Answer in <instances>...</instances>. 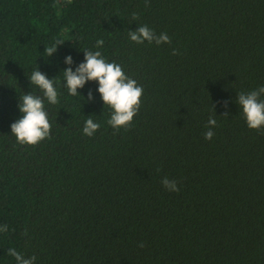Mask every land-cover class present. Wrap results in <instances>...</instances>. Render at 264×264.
<instances>
[{
	"label": "trees",
	"instance_id": "16d2710c",
	"mask_svg": "<svg viewBox=\"0 0 264 264\" xmlns=\"http://www.w3.org/2000/svg\"><path fill=\"white\" fill-rule=\"evenodd\" d=\"M142 25L171 44L131 41ZM85 50L143 87L127 130L96 81L64 87ZM36 69L59 103L44 99L50 138L29 146L10 125L24 94L44 98ZM262 86L264 0H0V264H17L10 248L34 264H264V129L236 103Z\"/></svg>",
	"mask_w": 264,
	"mask_h": 264
},
{
	"label": "clouds",
	"instance_id": "9594fccd",
	"mask_svg": "<svg viewBox=\"0 0 264 264\" xmlns=\"http://www.w3.org/2000/svg\"><path fill=\"white\" fill-rule=\"evenodd\" d=\"M147 3V0H146ZM128 36L131 41L142 44L145 41L148 43L155 42L160 45L162 43L171 44V38L166 33L157 35L147 25L139 26L134 31H128ZM64 42L57 40L54 44L44 49L47 56L50 57L57 51V46ZM103 39L96 41V47H102ZM84 62L80 63L75 71L71 67L63 71L64 87L67 88L69 95L76 96L78 89H82L86 82L96 81L98 88L96 91L100 94L104 105H108L111 109V116L107 123L115 130L124 128L127 130L131 127L134 117L138 114L142 103L144 89L137 82L128 77L123 70V67L116 62H108L100 51L85 50ZM173 54H178L173 49ZM66 65H72L73 59L68 55L64 59ZM31 84L38 86L43 91V97L35 96L30 92L24 94L21 102L18 105L19 111L22 114L21 118L10 125L11 134L16 137L20 144L35 146L41 141L50 138L52 124L49 121L48 113L45 111L44 99L49 104L59 103L58 91L53 79L47 77L45 73L39 70H34L29 78ZM264 86L256 90L237 95L236 103L242 108V114L247 123V126L253 130L264 129ZM87 99H93L91 91L88 93ZM225 107L227 102H225ZM215 105H212L214 112ZM215 114V113H214ZM229 114L225 112L221 116L227 117ZM217 126V121L214 116L210 117L207 122L208 130L204 134L206 140H211L214 136L213 128ZM100 128L98 122L89 116L85 120L83 133L89 137ZM161 184L169 191H179L177 182L169 180L167 177L161 179ZM7 225L0 227V232H6ZM141 247L143 245H140ZM8 255L15 258L17 264H34L36 257L25 258L21 253L13 248L8 249Z\"/></svg>",
	"mask_w": 264,
	"mask_h": 264
}]
</instances>
